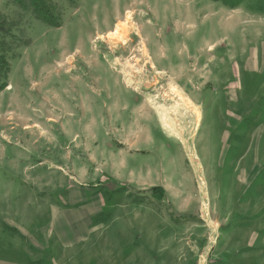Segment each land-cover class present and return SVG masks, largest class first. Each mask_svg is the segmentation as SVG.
Returning a JSON list of instances; mask_svg holds the SVG:
<instances>
[{"label": "rangeland", "instance_id": "1", "mask_svg": "<svg viewBox=\"0 0 264 264\" xmlns=\"http://www.w3.org/2000/svg\"><path fill=\"white\" fill-rule=\"evenodd\" d=\"M51 4L0 0V264H264V0Z\"/></svg>", "mask_w": 264, "mask_h": 264}, {"label": "trees", "instance_id": "2", "mask_svg": "<svg viewBox=\"0 0 264 264\" xmlns=\"http://www.w3.org/2000/svg\"><path fill=\"white\" fill-rule=\"evenodd\" d=\"M13 5L23 11H30L36 19L40 20L47 26L58 27L60 25L59 16L55 14L51 0H12ZM10 31L4 26V21L0 20V37H4ZM0 92L8 86V74L10 72L9 61L5 53L9 49H5L4 38H2V46L0 47ZM156 187L152 188V193L156 194Z\"/></svg>", "mask_w": 264, "mask_h": 264}, {"label": "crops", "instance_id": "3", "mask_svg": "<svg viewBox=\"0 0 264 264\" xmlns=\"http://www.w3.org/2000/svg\"><path fill=\"white\" fill-rule=\"evenodd\" d=\"M7 88H12V84H8ZM19 93L18 91L15 92V94ZM122 107H124V103H122Z\"/></svg>", "mask_w": 264, "mask_h": 264}]
</instances>
